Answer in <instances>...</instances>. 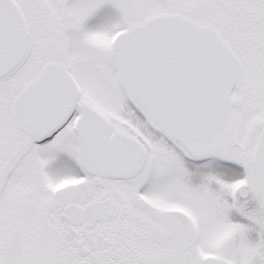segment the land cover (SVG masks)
Returning <instances> with one entry per match:
<instances>
[{"label": "snow or ice", "instance_id": "6c2138e0", "mask_svg": "<svg viewBox=\"0 0 264 264\" xmlns=\"http://www.w3.org/2000/svg\"><path fill=\"white\" fill-rule=\"evenodd\" d=\"M0 264H264V0H0Z\"/></svg>", "mask_w": 264, "mask_h": 264}]
</instances>
